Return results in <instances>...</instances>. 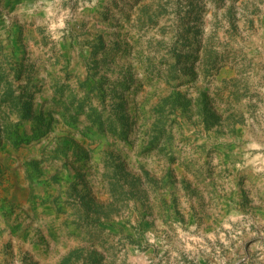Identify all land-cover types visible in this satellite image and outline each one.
Returning <instances> with one entry per match:
<instances>
[{
  "label": "rangeland",
  "instance_id": "1",
  "mask_svg": "<svg viewBox=\"0 0 264 264\" xmlns=\"http://www.w3.org/2000/svg\"><path fill=\"white\" fill-rule=\"evenodd\" d=\"M0 264H264V0H0Z\"/></svg>",
  "mask_w": 264,
  "mask_h": 264
}]
</instances>
